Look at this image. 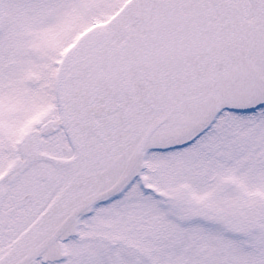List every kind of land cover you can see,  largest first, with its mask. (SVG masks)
Returning <instances> with one entry per match:
<instances>
[{"label": "snow or ice", "instance_id": "6c2138e0", "mask_svg": "<svg viewBox=\"0 0 264 264\" xmlns=\"http://www.w3.org/2000/svg\"><path fill=\"white\" fill-rule=\"evenodd\" d=\"M0 264H264V0H0Z\"/></svg>", "mask_w": 264, "mask_h": 264}]
</instances>
